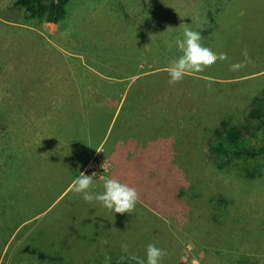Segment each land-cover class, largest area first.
<instances>
[{
    "label": "rangeland",
    "instance_id": "1",
    "mask_svg": "<svg viewBox=\"0 0 264 264\" xmlns=\"http://www.w3.org/2000/svg\"><path fill=\"white\" fill-rule=\"evenodd\" d=\"M15 2L0 0V264H138L149 243L161 264H264V158L209 148L222 121L259 136L247 110L264 95V0H76L55 26ZM185 26L227 59L169 84ZM94 111L107 117L88 124ZM75 116L91 137L109 130L71 178L57 162ZM81 172L135 187V208L85 202ZM213 194L232 203L221 225Z\"/></svg>",
    "mask_w": 264,
    "mask_h": 264
},
{
    "label": "trees",
    "instance_id": "2",
    "mask_svg": "<svg viewBox=\"0 0 264 264\" xmlns=\"http://www.w3.org/2000/svg\"><path fill=\"white\" fill-rule=\"evenodd\" d=\"M73 1L76 0H16L15 5L23 10L24 16L28 20H38L47 24L58 25L64 20L67 7ZM227 10L228 9L224 11L226 12ZM206 11L210 14V9ZM225 12H223L224 14L220 16L217 22L223 20V16L226 15ZM205 20V14H201V20H198L201 25L198 26V24H195L199 31H203V24L204 26L206 25ZM217 28H219L218 24L215 26L216 32ZM141 80L142 79L138 81ZM93 114L95 113H92V115ZM106 117L107 114L102 115V119ZM247 117L253 122L254 131L259 132V136L256 137L257 141H255V143H250L251 140L246 139L247 135H249L248 129H250V125H248L246 121L245 124L238 125L222 121L220 123V130L215 131L214 140L209 146L214 155L229 159L244 158V160H258L264 158V95L255 107L251 106V108L247 110ZM94 122H96V120L91 119L92 125L96 124ZM106 125L107 120L105 119L103 129H105ZM247 177L253 179L254 176L248 175ZM196 187L199 188L200 185L198 184ZM184 192L197 191L195 190V187H189L186 188ZM194 195L197 199L206 197L205 195L200 194ZM230 202L220 194L210 195L208 203L211 209L210 217L213 222L221 225V221L228 218V209L230 208V204H232ZM60 263L61 262L59 261L58 264ZM239 264H249V260L240 259Z\"/></svg>",
    "mask_w": 264,
    "mask_h": 264
},
{
    "label": "clouds",
    "instance_id": "3",
    "mask_svg": "<svg viewBox=\"0 0 264 264\" xmlns=\"http://www.w3.org/2000/svg\"><path fill=\"white\" fill-rule=\"evenodd\" d=\"M200 32L185 26L182 36H177L174 40L176 49L181 53L173 60L168 69L169 84H175L182 80L186 73H197L203 70L204 66L215 64L216 61L227 59L226 54H217L216 51L201 43ZM247 59V52L243 53ZM244 67L243 63L231 65V70L238 71ZM93 179L91 175L81 172L72 186V191L81 194L82 199L88 203H98L102 208L114 213H130L136 206L138 192L135 187L111 176H106L101 185L102 191L93 190ZM123 251H127V244H123ZM166 254V249L149 243L145 249L146 260H139L138 264H161L162 257ZM106 261L110 257L105 258ZM123 259V257H122ZM132 259H137L132 257Z\"/></svg>",
    "mask_w": 264,
    "mask_h": 264
},
{
    "label": "crops",
    "instance_id": "4",
    "mask_svg": "<svg viewBox=\"0 0 264 264\" xmlns=\"http://www.w3.org/2000/svg\"><path fill=\"white\" fill-rule=\"evenodd\" d=\"M49 25H52V24H49ZM52 26H55V25H52ZM94 113H95V111H94ZM74 118L75 119H73V120H71V121H69L67 123L64 122V124L62 125V129H64V130H67V129L72 130L73 134H75V135H73L74 139L73 138L70 139V142L63 143V144H68V149H69L68 151L69 152L66 151V149H67V145H66L65 149H64V151L66 152V155L63 157L62 160L57 162V165L60 166V167L65 165L64 168H62V172H63V174L64 173L65 174L69 173L70 176L72 175L71 178L75 175V173H76L75 171L79 168V165L82 162V160L89 156V154L93 151V149L95 148V146L98 143L100 144V142H103L104 137L106 135L105 132L107 130H109V123L107 121V125H106L105 129H103V127H102V131L100 133V137H96V136H95V138L91 137L89 134H87L86 131H83V130L81 131L82 127H81V124H80V119L77 118V116H75ZM91 119L92 120H96V122H94V123L99 124V122L102 119L101 112L99 111L97 113V111H96V113L93 114V115L90 113L88 115V118L86 119V122L89 124L91 122ZM71 122H73V123H71ZM69 124H71V125H69ZM75 127H76V130H75ZM87 128L88 127H86V124H85L84 130H86ZM81 133H82V135H81L82 142L80 141V138H78L76 136V135L81 134ZM84 133L86 134V136L84 135ZM84 136H85V138H83ZM71 137H72V135H71ZM75 139L80 142L78 145H77V142L75 141ZM90 144H92V147H90ZM81 158H82V160L80 161ZM112 164H115V163L112 162ZM132 179H133V177L131 176V178H130L131 182L133 181ZM126 184H128V183H126ZM101 185H102V183H100L98 181H94L93 182V186H94L93 190L97 191V192L102 191Z\"/></svg>",
    "mask_w": 264,
    "mask_h": 264
}]
</instances>
